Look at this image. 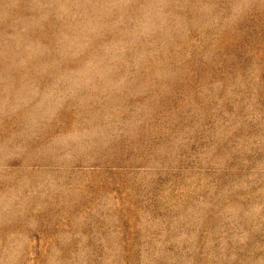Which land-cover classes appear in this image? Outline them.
I'll return each instance as SVG.
<instances>
[{
    "label": "rangeland",
    "instance_id": "374dc122",
    "mask_svg": "<svg viewBox=\"0 0 264 264\" xmlns=\"http://www.w3.org/2000/svg\"><path fill=\"white\" fill-rule=\"evenodd\" d=\"M0 264H264V0H0Z\"/></svg>",
    "mask_w": 264,
    "mask_h": 264
}]
</instances>
